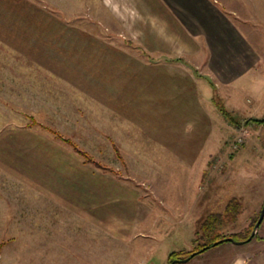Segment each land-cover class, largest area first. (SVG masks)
I'll return each instance as SVG.
<instances>
[{"label":"rangeland","instance_id":"374dc122","mask_svg":"<svg viewBox=\"0 0 264 264\" xmlns=\"http://www.w3.org/2000/svg\"><path fill=\"white\" fill-rule=\"evenodd\" d=\"M218 3L264 58V0ZM157 19L150 16L146 0H0V155L13 168L9 149H18L14 142L26 129L75 152L42 124L70 138L100 165L88 164L136 183L142 194L137 235L127 242L102 239V231L94 228L95 239L87 244L93 243V249L87 250L86 225H76L65 210L42 205L41 196L0 170V264H168L169 253H176L174 261L181 260L208 241L200 225L209 213L223 212L230 197H239L242 209L234 221L225 218L221 234L244 231L258 214L264 204V124L247 121L248 113L241 107L253 103L256 85L264 87V62L232 85L217 82V88L201 80L213 99V134L203 147L198 124H186L184 147L204 148L201 154L211 150L212 158L201 181L196 182L192 173L188 180L179 171L181 162L172 145L162 146L151 138L156 127L181 116L182 109L189 115H196L199 106L203 111L197 100L180 93L187 78L162 59L179 58L180 38ZM195 71L204 73L200 67ZM220 105L232 113L234 122L225 118L227 123H219ZM165 111L162 120L159 115ZM168 132L166 128L165 135ZM241 134L243 143L231 150L230 143ZM167 166L176 174L164 175V202H186L187 197L199 202L183 223L162 217L167 215L166 205L149 187V168L159 171ZM181 202L176 203V215L185 205ZM257 233L264 236V224ZM253 240L248 245L250 258L264 264V239ZM247 244L224 241L174 264H228L232 253Z\"/></svg>","mask_w":264,"mask_h":264},{"label":"crops","instance_id":"0c3cea01","mask_svg":"<svg viewBox=\"0 0 264 264\" xmlns=\"http://www.w3.org/2000/svg\"><path fill=\"white\" fill-rule=\"evenodd\" d=\"M146 3L150 9V16H155L157 22L159 17L160 25H165L167 32L172 28V32L176 34L175 37L180 38L178 42L181 51L178 52L179 58L171 59V57L165 56L162 59L170 67L175 66L174 73L187 78L188 83L183 84L180 93L187 94L190 99L197 100L203 109L202 111L199 106L196 115L193 113L189 115V111L182 109L183 111L178 112L181 116L174 114L173 117H179H172L173 119L167 121L169 124L161 122L165 125L156 127L157 132L156 134L151 133V138L159 145H172L171 148H173L175 156L181 162L179 167L181 175H185L189 180L188 176L192 173L198 182L199 179L202 180L203 173L207 174L206 170L212 158L211 150H208L207 154H204L205 152L201 154V150L204 148L200 150L184 147L185 143L188 144V139L184 137L183 132L186 124H195V126L198 124L197 127L201 129V139L204 140H201L203 147L205 140L213 134L215 125L213 99L212 95L208 93L206 95V88L201 84V80L207 81L209 84L214 82L217 88L219 86L217 82L220 85H232L241 76L250 75L259 63L264 62V58L230 17V14L228 15L222 9L218 0H146ZM111 43L107 42L114 48L121 47ZM198 66L203 69L204 73L195 71V69H199ZM193 70L194 76L191 74ZM191 88L192 90H190ZM254 92L253 103L250 106L241 107L245 113H248L246 118L258 116L254 114L264 116V87L256 85ZM192 101L194 102V100ZM103 103L108 106L106 100H103ZM190 107L196 106L190 103ZM167 112H162L159 115L162 120ZM220 118L222 121L219 123H227L223 116ZM191 119L194 121H190ZM250 124L248 123V125ZM229 125L231 127V124ZM220 126L222 125L220 124ZM166 128L170 129L168 135H165ZM12 141L10 137L7 144L9 145ZM125 142L127 141L125 140ZM14 144L18 149H9L14 167H10V162L6 158L3 159L4 155L1 153L0 170L8 177L20 181L26 186V189H29L28 191H33L38 197L41 196L42 205L47 204L58 209L61 213L62 210H65L71 215V220L76 225H86V246L90 240L95 239L94 228L102 231L100 234L102 239L111 236L118 241L127 242L137 235L135 227L138 224V217L141 215L142 200L139 185L136 183L132 185L125 178L115 177L94 168L83 162L75 152L57 144L42 133L40 135L26 129ZM129 144L134 145L131 141ZM133 150L139 155L136 148ZM2 162H4L3 165ZM5 163L8 164V167ZM139 168L141 172L146 171L145 168ZM158 168H162V166L159 165ZM148 174L151 192H155V197L156 195L160 196L158 200L164 202L166 193H162L163 186L166 185L164 175L175 176V168L167 166L159 171L149 168ZM186 190L190 192L189 189ZM168 202H164L167 215L164 213L162 217L172 223H183L185 218L191 219L190 210L193 205L198 206L199 203L197 201L192 203L190 197H187L186 202L184 200L177 201L174 198H170ZM178 202H181L179 205L185 202V205L179 208L176 215L174 211L175 208H178L176 206ZM72 235L74 236V233ZM253 241L252 239L246 242L248 244L244 249H236L228 264H254L248 248L249 244L253 245ZM91 244L87 246V250L93 249V243ZM253 248L255 249L254 246ZM253 253L254 256L258 255L259 248Z\"/></svg>","mask_w":264,"mask_h":264},{"label":"trees","instance_id":"16d2710c","mask_svg":"<svg viewBox=\"0 0 264 264\" xmlns=\"http://www.w3.org/2000/svg\"><path fill=\"white\" fill-rule=\"evenodd\" d=\"M219 110L223 114L224 118L228 119V121H230V122L235 121V118L232 115V113L228 109H226L224 105L223 106L220 105ZM247 121H252V122L257 123V124H264V118H252V117H250V118H247ZM234 125H237V124H234ZM41 127L49 130L56 138H59L62 141L69 144L75 152H77L80 156L83 157V160L85 163L91 162L93 164H96L97 166L100 165L99 162H97L86 151L79 148V146L75 142H73L70 138L63 137L59 132H57L56 130H53L52 128H50L48 126L41 124ZM114 149L116 151L117 156L120 157V151L118 150V147L116 144L114 145ZM241 209H242V200L239 197L232 196L226 202L223 212H211V213H209L204 218V220L202 221V223L200 225L201 228L204 230V233H206V235L208 237V241L198 245L197 247H195L191 250H189L186 253V257H189V259H190L194 255H196L197 253H199V252H201V251H203V250H205L211 246H214V245H217V244H220V243L226 241L223 239L226 236H232L235 240H244L243 243L249 242L254 238L264 239V236H260L257 233V231L252 236V238L248 239L249 236L251 235L253 228H254V224H255L258 216H259L260 210H259L258 214L256 216H254L252 222L248 225V227L244 231L234 232V233H231L229 235L221 234V232L219 231V228L223 225L225 218H230L232 221H234L237 218V215L241 211ZM262 224H264V220L261 221L258 228H260V226ZM220 239H221L220 242H217L216 244H214L215 241H218ZM193 252H194V254L191 255V253H193ZM175 256H176L175 252L169 253L168 258H167L168 264L169 263H172V264L175 263L173 260V258Z\"/></svg>","mask_w":264,"mask_h":264},{"label":"water","instance_id":"95a60500","mask_svg":"<svg viewBox=\"0 0 264 264\" xmlns=\"http://www.w3.org/2000/svg\"><path fill=\"white\" fill-rule=\"evenodd\" d=\"M262 220H264V204H262V206H261L259 216H258V218H257V220H256V222L254 224V228H253V230L251 232V235L249 236L248 239L252 238V236L255 234V232L257 231V228L259 227V225H260ZM223 239L226 240V241L234 242L236 244H241V243L244 242V240H235L232 236H226ZM220 241H221V239L218 240V241H215L214 244H216L217 242H220ZM193 254H194V252L191 253V255H193ZM187 259H189V257H186V258L181 259V260H175L174 262H182V261H185ZM169 264H172V263H169Z\"/></svg>","mask_w":264,"mask_h":264},{"label":"built area","instance_id":"2783aa9c","mask_svg":"<svg viewBox=\"0 0 264 264\" xmlns=\"http://www.w3.org/2000/svg\"><path fill=\"white\" fill-rule=\"evenodd\" d=\"M243 140H244V136L242 134L237 135L233 139L232 143H230V149L231 150L237 149L243 143Z\"/></svg>","mask_w":264,"mask_h":264}]
</instances>
